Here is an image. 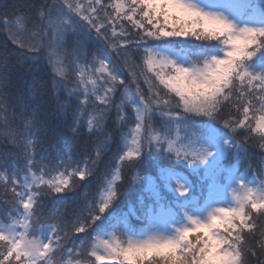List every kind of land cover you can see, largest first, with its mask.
Wrapping results in <instances>:
<instances>
[{
	"label": "snow or ice",
	"instance_id": "6c2138e0",
	"mask_svg": "<svg viewBox=\"0 0 264 264\" xmlns=\"http://www.w3.org/2000/svg\"><path fill=\"white\" fill-rule=\"evenodd\" d=\"M0 36V264H264V0H5Z\"/></svg>",
	"mask_w": 264,
	"mask_h": 264
},
{
	"label": "trees",
	"instance_id": "16d2710c",
	"mask_svg": "<svg viewBox=\"0 0 264 264\" xmlns=\"http://www.w3.org/2000/svg\"><path fill=\"white\" fill-rule=\"evenodd\" d=\"M3 2H5V0H0V3H3ZM2 41H3V37L0 36V43H2ZM134 195H135L134 193L128 194V198H134Z\"/></svg>",
	"mask_w": 264,
	"mask_h": 264
}]
</instances>
